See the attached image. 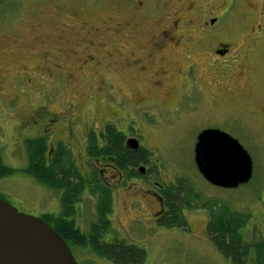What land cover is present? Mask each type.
I'll use <instances>...</instances> for the list:
<instances>
[{"label":"rangeland","instance_id":"1","mask_svg":"<svg viewBox=\"0 0 264 264\" xmlns=\"http://www.w3.org/2000/svg\"><path fill=\"white\" fill-rule=\"evenodd\" d=\"M219 44L229 48L225 57L213 53ZM160 69L165 73L157 74ZM106 123L129 131L157 168L146 179L116 185L104 240L144 249V264H230L204 230L207 208H184L188 229L149 218L159 208L154 191L185 178L215 211L249 213L246 229L260 222L264 0L0 2L1 157L17 170L0 178V195L19 212L58 214L60 192L20 171L24 139L44 135L48 144L67 143L80 163L85 133ZM207 127L229 133L247 150L249 182L228 189L202 178L193 149ZM104 181L115 184L116 177ZM93 199L84 196L76 219L84 233L96 221ZM72 253L78 264H113L87 249Z\"/></svg>","mask_w":264,"mask_h":264},{"label":"trees","instance_id":"2","mask_svg":"<svg viewBox=\"0 0 264 264\" xmlns=\"http://www.w3.org/2000/svg\"><path fill=\"white\" fill-rule=\"evenodd\" d=\"M101 138L103 147H100L95 134L90 132L86 146L88 156H113L119 168L137 166L145 156L141 149L138 151L124 149V137L112 125H106ZM49 152L45 136L24 139L26 166L20 171L33 177L38 183L60 192V212L45 213L41 218L63 238L71 251L87 249L113 264H144L146 260L144 249L117 238L104 240V235L109 231L108 216L112 212V200L110 192L101 184L98 173L88 166L89 173L83 175L69 149L61 143L56 145L51 154ZM16 171L4 164L0 147V178ZM176 181L174 186L163 190L169 210L165 225L185 228L186 222L182 213L184 208H207L209 213L207 234L217 251L230 264H264L263 238L256 237L258 233L252 228H245L249 213L233 211L227 207L215 211L210 201L201 199L200 194L192 190L194 189L192 184L187 183L185 178H178ZM86 189L90 194L96 195L97 203L96 221L91 222L89 231L84 233L75 225L74 204L83 199ZM0 198L3 196L0 195Z\"/></svg>","mask_w":264,"mask_h":264},{"label":"water","instance_id":"3","mask_svg":"<svg viewBox=\"0 0 264 264\" xmlns=\"http://www.w3.org/2000/svg\"><path fill=\"white\" fill-rule=\"evenodd\" d=\"M212 19L210 23H213ZM131 148L138 142L129 138ZM193 160L202 178L221 188L249 182L253 161L229 133L207 127L196 136ZM0 264H78L63 238L41 217L19 212L0 198Z\"/></svg>","mask_w":264,"mask_h":264},{"label":"flooded vegetation","instance_id":"4","mask_svg":"<svg viewBox=\"0 0 264 264\" xmlns=\"http://www.w3.org/2000/svg\"><path fill=\"white\" fill-rule=\"evenodd\" d=\"M158 42H162V38H160L155 43H153V45L156 46V47H160L161 44H159ZM228 52H229V48L226 47L225 44H219V45H217L213 49V53H215L216 56H219L221 58L222 57H225L228 54ZM163 73H165V71L162 70V69H160L157 74L162 75ZM153 80H154V84L159 85V81H158V78L156 76L153 77ZM134 105H135L136 109L137 108H140L142 106V105H139L138 103H136ZM108 124L114 126L111 123H106L102 127L98 128L96 131H91V132H93L95 134V136H96V138L98 140V143H99L100 147H103L104 146L103 140L101 138V135L104 134L105 127ZM114 128L116 129L115 126H114ZM212 128H215V127H212ZM116 130L119 131V132H121L122 135H123V137H124V141H123V147H124V149H126L128 151H131V150L138 151V150L141 149L143 151L142 153L143 154L145 153V156L143 157V160H141L137 166L128 165L125 168H119L116 165V163L114 162V157L113 156H102V155L97 156V157H90V156H88L87 155V151H86V146H87L88 136H89L90 132H87L84 135L85 136V140L82 143V146H83V160H81L82 163L81 162L80 163L79 162L76 163L74 161L75 164H76V166L79 168L80 172L83 175H86V174L89 173L88 166H91L92 169L95 170L98 173V176H99V179H100L101 184L110 192V195L114 191V188L116 187V185L120 184L121 182L125 183L128 179H130L132 177H139V178L146 179V178H148L147 176H149L153 172H155V170L157 168L156 163H154V160H152V158L149 156L148 150L146 148H144L140 144V142H138L135 139L138 142V146L136 148H131L130 147V144L128 143V139L130 138L129 131L125 130L124 128H122L121 130H118V129H116ZM38 136H44V135H38ZM38 136L29 137V138H35V137H38ZM46 140H47V137H46ZM58 143H61L62 146H65V147L68 148L67 143H63L62 141H57L55 144H52V143L48 144V140H47V144H48V146L50 148L49 154H51L52 150L56 147V145ZM50 146H53V147H50ZM135 149H137V150H135ZM69 151H71V150L69 149ZM146 152H148V154H146ZM70 154L72 156V153H70ZM112 177L113 178L116 177L115 184H111V183H108L107 181H104V179H109V178H112ZM175 184H176V182L175 183L174 182H168V183H164L163 182L154 191V193H155V200L158 202L159 208H158V210H156L154 212L153 216H151L149 218L151 224L154 221L155 224L157 226H160V227H166V228H168V227H174V226H176V225L167 226V225L164 224L165 223V220H166V217H167V212L169 210H168V206H167V201H166L165 194L163 193V190L166 187H172ZM88 193H89V191L86 189L84 191L83 199H84V196H86V194H88ZM59 197H60V195H59ZM83 199L81 201H79V202H75V204H74L75 205L74 222H75V225L76 226H78L76 224V219L80 215V208L82 207ZM93 201L95 203V208H96L97 198L95 196H94ZM182 213H183V217H185V211H184V209L182 210ZM39 217H41V216H39ZM184 219H185V222H186V227L185 228L188 229L189 226H188V223L186 221V218H184ZM208 220H209V213L206 212V221H205V228H204L205 231L207 230ZM176 227H178V226H176ZM251 228H252V230H254L255 232H257L259 234V235L256 234V237L260 236L264 240V213L260 217V222H257L256 225H252ZM212 244H213V242H212Z\"/></svg>","mask_w":264,"mask_h":264}]
</instances>
